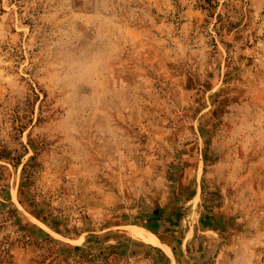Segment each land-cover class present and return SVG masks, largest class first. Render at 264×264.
<instances>
[{
    "label": "rangeland",
    "instance_id": "obj_1",
    "mask_svg": "<svg viewBox=\"0 0 264 264\" xmlns=\"http://www.w3.org/2000/svg\"><path fill=\"white\" fill-rule=\"evenodd\" d=\"M0 264H264V0H0Z\"/></svg>",
    "mask_w": 264,
    "mask_h": 264
},
{
    "label": "bare ground",
    "instance_id": "obj_2",
    "mask_svg": "<svg viewBox=\"0 0 264 264\" xmlns=\"http://www.w3.org/2000/svg\"><path fill=\"white\" fill-rule=\"evenodd\" d=\"M131 230V229H130ZM148 232V231H147ZM132 233L135 235V236H137V237H140V238H144V239H146V240H149L150 242L151 241H156V239L153 237V236H151V235H149V234H147V233H145L144 231H142V230H140V229H135V230H133L132 231ZM132 234V235H133ZM134 236V237H135Z\"/></svg>",
    "mask_w": 264,
    "mask_h": 264
}]
</instances>
